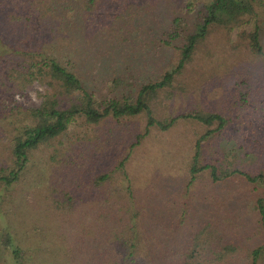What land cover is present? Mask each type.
<instances>
[{"label":"trees","instance_id":"1","mask_svg":"<svg viewBox=\"0 0 264 264\" xmlns=\"http://www.w3.org/2000/svg\"><path fill=\"white\" fill-rule=\"evenodd\" d=\"M196 3L0 0V264H264V0Z\"/></svg>","mask_w":264,"mask_h":264},{"label":"rangeland","instance_id":"2","mask_svg":"<svg viewBox=\"0 0 264 264\" xmlns=\"http://www.w3.org/2000/svg\"><path fill=\"white\" fill-rule=\"evenodd\" d=\"M188 1L192 4L193 8L197 7V3H196L197 0H188ZM127 54L129 55V52ZM140 55H142V54H140ZM128 57L129 56H126V58H128ZM130 69L134 70V67H130ZM124 75L127 76L128 74L124 73ZM146 78H148V77H146ZM151 78H153V77L151 76ZM144 79H145V77H144ZM46 88H47L46 86H41L39 83H34L32 86L28 87V89H26L25 91L15 94L11 98V105L16 106V105L20 104L23 108L37 107L39 105V102H40L39 95L41 93L43 94L44 91L46 90ZM218 97H219V99L216 101L215 106H218L217 104L221 103L220 102L221 97L220 96H218ZM220 105H222V104H220ZM224 107L225 106L222 105V108H224ZM142 124H143L142 119H140L139 117L131 119V120H120L118 123L113 121V120H107L104 125H103V123L101 124V126H103V132H106L108 129L111 128L113 130L112 135H116L115 136L116 140H114L111 143L110 148L108 147L107 144H105V143H102V144H104L108 147L109 152H113V154L111 153L112 156L117 157L120 151H127V147H128L127 142L129 140V137L132 135V133L133 134L138 133L141 129ZM117 135H123L124 139L117 138L118 137ZM159 139L161 140V142L159 143V146L161 147V145H164V148L166 150H170V151L174 152L176 150L175 146L178 144H179V148H185L186 150H189L188 145L185 144L181 140H179L180 141L179 143H178V141H176L172 145V144L168 143V141L166 139H163L162 136ZM185 140H186V142L189 143V141L187 139H185ZM212 143H214V141L209 142V144H212ZM150 146H151V143H145L142 145V149L147 150L148 148H150ZM37 166L35 167L36 170L39 168ZM262 189H264V184H260L258 186V191L259 190L261 191Z\"/></svg>","mask_w":264,"mask_h":264}]
</instances>
